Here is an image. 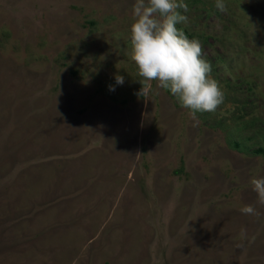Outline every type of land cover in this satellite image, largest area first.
Masks as SVG:
<instances>
[{
    "label": "rangeland",
    "instance_id": "rangeland-1",
    "mask_svg": "<svg viewBox=\"0 0 264 264\" xmlns=\"http://www.w3.org/2000/svg\"><path fill=\"white\" fill-rule=\"evenodd\" d=\"M0 264H264V0H0Z\"/></svg>",
    "mask_w": 264,
    "mask_h": 264
},
{
    "label": "trees",
    "instance_id": "trees-1",
    "mask_svg": "<svg viewBox=\"0 0 264 264\" xmlns=\"http://www.w3.org/2000/svg\"><path fill=\"white\" fill-rule=\"evenodd\" d=\"M187 38L186 32L181 34L176 39H165L161 45V53L163 56H171L174 52L178 51L182 45V41Z\"/></svg>",
    "mask_w": 264,
    "mask_h": 264
}]
</instances>
